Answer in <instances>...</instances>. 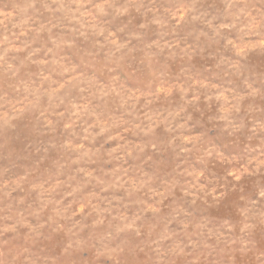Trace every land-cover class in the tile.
<instances>
[{"label": "rangeland", "instance_id": "obj_1", "mask_svg": "<svg viewBox=\"0 0 264 264\" xmlns=\"http://www.w3.org/2000/svg\"><path fill=\"white\" fill-rule=\"evenodd\" d=\"M0 264H264V0H0Z\"/></svg>", "mask_w": 264, "mask_h": 264}]
</instances>
